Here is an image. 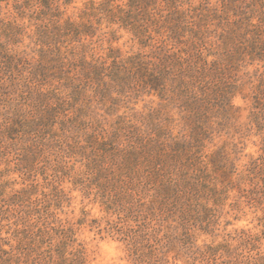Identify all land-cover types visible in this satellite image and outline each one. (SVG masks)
Here are the masks:
<instances>
[{
	"label": "trees",
	"instance_id": "trees-1",
	"mask_svg": "<svg viewBox=\"0 0 264 264\" xmlns=\"http://www.w3.org/2000/svg\"><path fill=\"white\" fill-rule=\"evenodd\" d=\"M0 4V264H88L54 211L59 174L117 215L103 229L132 264H264L227 241L197 244L229 199L264 212V0ZM121 32L135 51L112 45ZM244 88L259 141L240 164ZM144 97L155 106L121 111ZM14 174L29 183L14 188ZM38 175L52 183L40 198Z\"/></svg>",
	"mask_w": 264,
	"mask_h": 264
},
{
	"label": "rangeland",
	"instance_id": "rangeland-1",
	"mask_svg": "<svg viewBox=\"0 0 264 264\" xmlns=\"http://www.w3.org/2000/svg\"><path fill=\"white\" fill-rule=\"evenodd\" d=\"M86 0H75V6H81ZM0 17L9 18L11 9L4 7V4H0ZM119 38L112 41V45L119 48L123 53L135 51L137 45L129 39L126 34L117 33ZM110 37L107 35V38ZM107 44L104 42L103 47ZM248 88H244L242 94H238L233 99V104L237 108L236 127L239 131L234 136L235 141L240 134H244L241 143L238 146L242 149L240 164L246 163L248 156H256L258 153V138L249 135L247 132L249 112V100L244 99L242 96L246 95ZM156 99H153V103L149 102L148 97L131 98L125 102L123 109L126 114H131L129 108H133L138 112H145L148 107H154ZM248 134V135H247ZM225 137L221 138L224 140ZM221 140H217L218 144H221ZM246 155V156H243ZM72 162V161H71ZM71 162L69 165H71ZM69 167V166H68ZM78 164L73 166V170L76 171ZM59 189L63 190V196L59 203V208H55L54 211L58 214L59 218L63 221L74 223L76 228V238L84 246L87 254L88 264H132L127 256V248L125 244L116 239L117 235L109 236L104 231L107 230V221L116 222L117 215H111L110 212H105L100 205L99 198L96 197L93 192L85 191L81 189V186L73 184L71 177L66 175H58ZM16 184L14 188H20L25 186L29 182H22L18 175H12ZM38 191L37 194L45 192L49 193L51 190L50 180H44L43 176H37ZM57 184V183H54ZM231 195H235L234 193ZM41 197L40 195L38 196ZM234 197V196H233ZM233 199H236L234 197ZM60 200V199H59ZM234 200H227L225 205L221 209L219 214L217 225L213 232V236L207 234H200L197 240V244L213 243L227 241L231 243V247L235 248L243 258L248 256L257 257L258 255L264 257V212L262 209H257L255 206L246 204L243 198L238 199L237 203H233ZM95 220L96 222L94 223ZM78 221H82L81 225H77ZM92 221V222H91ZM101 232L98 233V229ZM104 228V229H103ZM215 236V238H214ZM240 240H246L241 242ZM258 253V255H256Z\"/></svg>",
	"mask_w": 264,
	"mask_h": 264
}]
</instances>
